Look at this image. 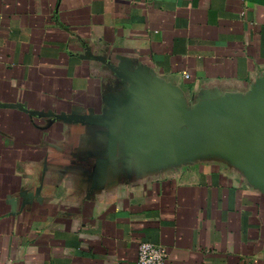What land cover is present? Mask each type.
I'll return each instance as SVG.
<instances>
[{
  "label": "crops",
  "instance_id": "obj_1",
  "mask_svg": "<svg viewBox=\"0 0 264 264\" xmlns=\"http://www.w3.org/2000/svg\"><path fill=\"white\" fill-rule=\"evenodd\" d=\"M229 111L264 116V0H0V264H264V183L173 161Z\"/></svg>",
  "mask_w": 264,
  "mask_h": 264
},
{
  "label": "water",
  "instance_id": "obj_2",
  "mask_svg": "<svg viewBox=\"0 0 264 264\" xmlns=\"http://www.w3.org/2000/svg\"><path fill=\"white\" fill-rule=\"evenodd\" d=\"M198 119L199 123L192 128L187 123L185 129L179 127L171 133L176 141L187 142L170 143L173 161L205 154L222 155L246 170L255 182L264 183V116L242 115L238 111L231 115L229 111L226 115Z\"/></svg>",
  "mask_w": 264,
  "mask_h": 264
},
{
  "label": "built area",
  "instance_id": "obj_3",
  "mask_svg": "<svg viewBox=\"0 0 264 264\" xmlns=\"http://www.w3.org/2000/svg\"><path fill=\"white\" fill-rule=\"evenodd\" d=\"M165 251L157 245L141 243L138 246L137 264H164Z\"/></svg>",
  "mask_w": 264,
  "mask_h": 264
}]
</instances>
